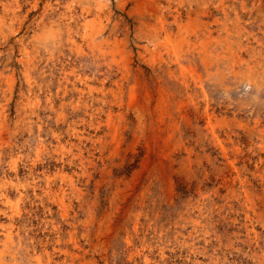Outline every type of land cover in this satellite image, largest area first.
I'll list each match as a JSON object with an SVG mask.
<instances>
[{"label":"rangeland","instance_id":"obj_1","mask_svg":"<svg viewBox=\"0 0 264 264\" xmlns=\"http://www.w3.org/2000/svg\"><path fill=\"white\" fill-rule=\"evenodd\" d=\"M0 264H264V0H0Z\"/></svg>","mask_w":264,"mask_h":264}]
</instances>
